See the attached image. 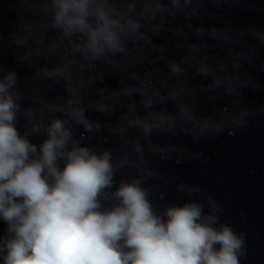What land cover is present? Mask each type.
<instances>
[{"label":"water","instance_id":"1","mask_svg":"<svg viewBox=\"0 0 264 264\" xmlns=\"http://www.w3.org/2000/svg\"><path fill=\"white\" fill-rule=\"evenodd\" d=\"M49 3L0 0V77L16 72L22 109L42 108L44 100L63 104L69 95L62 84L39 76L71 58L68 42L51 28ZM193 10L196 15L142 21L150 42L129 43L126 54L94 62L75 58L86 67L76 68L73 87L100 129L88 133L73 125L74 135L94 151H110L114 162L125 161L115 172L114 188L143 177L158 212L201 203L205 214L216 215L244 239L240 264H264V0H200ZM198 28L204 31L197 34ZM170 61L180 63L184 74L173 76ZM197 61L209 67V76L198 73ZM141 81L150 82L165 102L145 109L137 93L123 95ZM174 89L180 90L178 101L167 99ZM98 103L111 111H97ZM153 110L172 115L173 126L147 135L129 126ZM52 115L60 113L45 112L44 121ZM17 128L41 142L23 112ZM5 228L0 222V237Z\"/></svg>","mask_w":264,"mask_h":264},{"label":"clouds","instance_id":"2","mask_svg":"<svg viewBox=\"0 0 264 264\" xmlns=\"http://www.w3.org/2000/svg\"><path fill=\"white\" fill-rule=\"evenodd\" d=\"M51 28L68 42L71 57L52 68H43L41 79L62 84L69 93L63 104L42 101L38 109H22V95L14 71L0 77V237L3 264H240L245 241L233 229L205 214L197 201L167 206L157 211L143 177L114 188V176L125 161L114 162L110 151H94L75 138L73 125L88 133L99 123L86 116L74 72L82 61L94 62L128 52L129 43L150 42L142 21L157 16L196 15L200 0H50ZM202 28L196 29L197 34ZM213 35L217 34L215 29ZM50 47L49 53L54 54ZM190 47H195L190 45ZM194 59V58H193ZM200 75L209 76L206 64L197 61ZM173 76L182 75L180 63L169 62ZM150 82L125 88L123 95L140 96L145 109L165 102L151 90ZM179 89L167 99L178 101ZM99 112H110L103 103ZM181 107V112H186ZM30 133L42 137L33 143L30 134L17 128L21 113ZM52 115L47 122L44 113ZM174 117L164 111L135 116L129 126L146 135L167 130ZM213 130L219 132L220 125ZM136 151L140 148L137 145ZM114 188V190H113ZM108 201H113L106 206Z\"/></svg>","mask_w":264,"mask_h":264}]
</instances>
